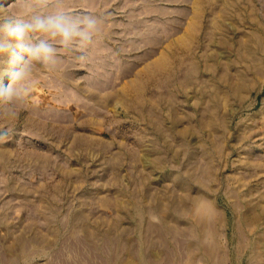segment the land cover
<instances>
[{"label":"rangeland","instance_id":"1","mask_svg":"<svg viewBox=\"0 0 264 264\" xmlns=\"http://www.w3.org/2000/svg\"><path fill=\"white\" fill-rule=\"evenodd\" d=\"M104 12L105 69L64 50L0 115V264H264V0Z\"/></svg>","mask_w":264,"mask_h":264},{"label":"clouds","instance_id":"2","mask_svg":"<svg viewBox=\"0 0 264 264\" xmlns=\"http://www.w3.org/2000/svg\"><path fill=\"white\" fill-rule=\"evenodd\" d=\"M106 22L90 12L69 11L64 0H20L14 9L0 4V55L8 54L15 66L9 83H0V115L17 116L33 95L36 69H54L62 51L78 47L80 59H86ZM8 136V128L0 129V140Z\"/></svg>","mask_w":264,"mask_h":264},{"label":"bare ground","instance_id":"3","mask_svg":"<svg viewBox=\"0 0 264 264\" xmlns=\"http://www.w3.org/2000/svg\"><path fill=\"white\" fill-rule=\"evenodd\" d=\"M3 1H5V0H2L1 2H3ZM49 1V0H48ZM64 3L68 6V8L69 7H74V9H75V7L77 8H83V9H85V11H87V12H90V13H93V14H96V15H100V16H103V17H105L106 18V14H105V12H104V10H105V8H106V4H107V0H64ZM77 8V9H78ZM98 8H100L99 10H98ZM72 9V8H71ZM80 10V9H79ZM77 12H79V11H77ZM136 21V20H135ZM107 23V22H106ZM128 26V25H127ZM108 27V26H107ZM105 29H106V24L103 26V28H102V31L98 34V36H97V38L96 39H98L97 40V42H96V45L95 46H93V48H92V46L90 45L89 46V48L86 50V61H88L89 62V64L92 62V58H93V56L94 55H96L97 53V50H100V49H102V51L101 52H99V58L101 59V63H100V66H102L104 69H105V67H106V62L104 61V59L102 58V57H105V54L103 53V50L105 51V47H104V41L101 39V38H103V37H105ZM196 29H197V27H196V25L193 23V24H191L189 27H188V30L185 32V34H184V38L186 39V40H188V42L186 43V45L187 46H189V43H190V40L193 42V40L196 38V36H195V31H196ZM155 33V32H154ZM94 45V44H93ZM195 45V44H194ZM193 45V46H194ZM188 52V51H187ZM102 56V57H101ZM192 56V55H191ZM98 58V59H99ZM66 62V61H65ZM84 65H86V63H84ZM97 67H98V65H96ZM57 67V66H56ZM101 69V68H100ZM105 72V71H104ZM72 73V72H71ZM70 74V73H69ZM109 74V73H108ZM7 75H9V73L7 74ZM94 75H95V73H94ZM100 75V74H99ZM64 76L65 77H67V78H69V76L70 75H66V74H64ZM106 76V75H105ZM5 79V78H4ZM3 78L1 79V82H3V80H4ZM53 80V79H52ZM100 80V82H102V84L104 85L105 83H106V80L105 79H99ZM110 81V80H109ZM98 82V81H97ZM55 83H56V81H55ZM93 81H92V83H90L89 82V80L87 79L86 81H85V84H86V86H85V88H82V87H80V86H78V85H76L75 87L77 88V90L79 91L78 93H81V94H83V95H85V96H93L94 94H93V92H92V87H93ZM76 84V83H75ZM59 85H60V82H59ZM70 88V87H69ZM95 88V87H94ZM105 88H107V87H105ZM102 89V88H101ZM57 90H59V89H57ZM103 91V90H102ZM67 92V91H66ZM77 93V92H76ZM71 94V93H70ZM72 94H74V93H72ZM33 95L35 96V98H36V100H42V99H44V96H43V94L42 93H40V91L36 88V87H34V89H33ZM66 99V98H65ZM102 100V99H101ZM54 101H55V99H54ZM60 102V101H59ZM86 106V105H85ZM42 112V111H41ZM46 112V111H45ZM40 113V112H39ZM46 114V113H45ZM42 115V114H41ZM39 119H40V117H38ZM42 118V117H41ZM44 118H42V120H43ZM46 120V119H45ZM59 120V119H58ZM63 120H64V118H63ZM61 124V123H60ZM64 124V123H63ZM71 124V123H70ZM63 129V128H62ZM89 145V142L88 141H85V146H88ZM35 161V160H34ZM204 209H207V206L204 208ZM203 209V212H207V210H209V208L207 209V210H204ZM202 229V228H201ZM199 230H200V228H199ZM215 231V230H214ZM201 232V231H200ZM201 239V238H200ZM199 242H200V240H199ZM202 242V241H201ZM213 246V245H212ZM212 246H210L211 248H210V251H211V253H212V251H213V248H212ZM217 248V247H216ZM216 248L214 249V250H216ZM206 253H207V250H204ZM214 253H215V251H214ZM208 256V255H207Z\"/></svg>","mask_w":264,"mask_h":264}]
</instances>
